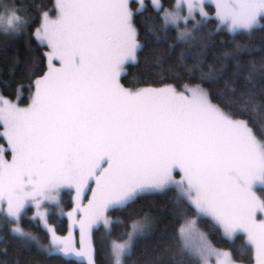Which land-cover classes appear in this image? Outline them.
<instances>
[{
    "label": "snow or ice",
    "instance_id": "obj_1",
    "mask_svg": "<svg viewBox=\"0 0 264 264\" xmlns=\"http://www.w3.org/2000/svg\"><path fill=\"white\" fill-rule=\"evenodd\" d=\"M35 7L33 28L36 17L22 0H0L5 50L24 36L48 49L46 70L37 75L35 59L26 63L35 78L17 85V101L29 89L26 107L0 94V135L8 145L0 146V264H24L19 253L33 248L68 264H97L93 230L101 225L110 240L107 264H127L158 223L134 206L168 193L179 227L160 232L159 252L145 264H236L232 252L214 246L212 232L230 241L242 233L255 264H264V194L256 190L264 193V44L250 42L264 31V0H55L47 10ZM140 25L144 39L160 47L159 79L187 77L181 90L120 82L144 49ZM12 63L10 74L19 58ZM63 188L76 192L66 235L50 222L53 211L64 215L54 195ZM46 203L53 207L42 211ZM116 211L127 220L110 219ZM26 217L39 222L46 242L23 226ZM204 221L209 233L200 228ZM115 224L125 229L121 242L111 240Z\"/></svg>",
    "mask_w": 264,
    "mask_h": 264
},
{
    "label": "trees",
    "instance_id": "obj_2",
    "mask_svg": "<svg viewBox=\"0 0 264 264\" xmlns=\"http://www.w3.org/2000/svg\"><path fill=\"white\" fill-rule=\"evenodd\" d=\"M24 5L28 6L29 12L31 15L36 17L33 28L39 24V14L36 9V5H43L44 9L47 10L51 8L55 0H22ZM148 2V0L146 1ZM135 3V2H134ZM166 6L172 3V0H164L163 2ZM151 11V8L149 9ZM51 14H55L52 12ZM140 18H137V23L139 25ZM141 39L144 40V49L138 54V61L128 64L127 71L122 75V83L127 88H142L147 86H160L168 83H172L178 88H182L184 83H190L187 80V77L183 80H177L169 78L161 81L159 79V68L154 63L156 57L161 54L160 47L155 44L151 37L144 39V27L140 25ZM226 41L230 39L229 36L225 35L223 37ZM220 37H217V50L223 46L219 44ZM237 39L241 41H246L249 38L246 36H238ZM251 43L253 44H264V31H257L255 35L251 38ZM8 47L5 50V41L3 37H0V92L4 96L17 101L16 99V89L17 85L23 84L28 85L31 83V79L26 75V63L32 62L34 59L36 61V74L41 75L46 70L47 61L43 56V53L47 51V48L38 47L35 39L29 40L28 36L21 37L15 40H9ZM178 49L174 50L171 55L166 56L167 62H174ZM13 57L19 58V63L16 64L14 74H10V69L13 67ZM182 71V70H181ZM183 75V72H182ZM205 87H208L206 84ZM20 105L29 104V89L27 87L23 88L22 98L17 101ZM214 102H218L215 101ZM223 106V105H222ZM1 126V125H0ZM3 141V136L0 135V142ZM173 193H168L167 195H155L150 197H145L139 203L134 206L139 211L140 215L147 213L158 219L156 226L155 234L146 239L139 241L134 249V253L131 258L128 260L127 264H145V261L155 260L159 249L155 247L156 241L160 235L161 231L166 230L167 232H172L179 227V222L175 217L171 215L172 202L171 197ZM64 203L65 206L72 205L71 194L65 192L64 194ZM31 210L28 212V217H31ZM110 214L117 217L127 220V213L122 217V212H110ZM51 222L57 223V229L60 233L64 234L67 231V217L58 215L53 211L50 216ZM23 225L26 229L33 231L41 236L44 242L47 241V234L41 229L37 221H32L29 218H25ZM125 229L119 224L113 226V232L111 239L115 240H124L126 236L123 235ZM215 242L218 245H222L227 248H231L235 253L239 250V247H236L239 242V238L236 241L232 242L224 238L219 232H212V235H215ZM94 246L97 248L96 260L97 264H107V255L110 247V240L105 238L103 230L95 231L94 233ZM246 250L250 251L251 248L247 247L244 244ZM2 248V245H0ZM240 248L244 249L242 246ZM8 259L11 260L15 255L13 246L10 244L8 246ZM20 259L24 264H68L65 259L59 257L45 258L36 253L35 248L32 249V252L21 251L19 253ZM0 259H4L3 254L0 253ZM247 262H252L254 260L253 255L250 253L246 258Z\"/></svg>",
    "mask_w": 264,
    "mask_h": 264
},
{
    "label": "rangeland",
    "instance_id": "obj_3",
    "mask_svg": "<svg viewBox=\"0 0 264 264\" xmlns=\"http://www.w3.org/2000/svg\"><path fill=\"white\" fill-rule=\"evenodd\" d=\"M147 1V0H146ZM132 2L134 3L135 2V0H132ZM162 2H164V0H162ZM166 6V5H165ZM206 10L207 11H209L210 13H212V14H214V5L212 4V3H209V5H207V7H206ZM52 16H53V18H54V16H55V14H51ZM39 25V24H38ZM37 25V26H38ZM36 26V27H37ZM47 51H48V49H47ZM139 54V53H138ZM130 63H134V62H129V63H127L126 65H125V72L127 71V69H128V64H130ZM123 75V74H122ZM121 78H122V76H121ZM121 83H122V80L120 81ZM123 84V83H122ZM168 84H172V83H168ZM163 85H160V86H147V87H162ZM176 87V86H175ZM182 88H178L177 87V90H181ZM0 94H2L1 92H0ZM4 95V94H3ZM13 101V100H12ZM14 103H18L17 101H13ZM29 103H30V99H29ZM20 105V104H19ZM21 107H26L27 105H20ZM3 131H4V129H3V126L1 125L0 126V133H3ZM2 136V135H1ZM0 146H2V147H5V148H7V140H6V138H4L3 137V141H1L0 142ZM7 156H8V158L10 159L11 158V155H10V152L7 154ZM174 175H175V177H176V179H179L180 178V172H179V170H176V172L174 173ZM91 183V187H95V184H94V182H90ZM256 190H257V194L258 195H262V194H264V193H262V191H261V186L260 185H257L256 186ZM65 192H68L69 194H71V198H72V205H70V206H65V203H64V194H65ZM56 197H57V200L59 201V203H60V206H61V208L63 209V213H64V216H66L67 217V213L68 212H71L72 210H73V208L75 207V204H76V201H75V197H76V192H75V189H69V188H63V189H61V190H59L58 192H56L55 194H54ZM91 195H92V193H91V190L89 189V190H86V192L84 193V195L81 197V202L84 204V205H86L87 203H88V199H90L91 198ZM53 207V205L52 204H50V203H46L44 206H43V208L41 209L42 211L45 209V208H48V209H51ZM36 210H35V208L33 207L32 208V210H31V214L33 215L34 214V212H35ZM109 215V217H110V219H112V220H115V217H113L110 213L108 214ZM61 216V215H60ZM125 215L123 214V212H122V217H124ZM68 219V218H67ZM38 222V221H37ZM50 222H51V220H50ZM39 223V222H38ZM56 228H57V223L56 222H51ZM69 225H70V221L68 220L67 221V231H66V233H64V234H62V233H60L59 231H58V233L60 234V235H66L67 233H68V231H69ZM24 226V225H23ZM200 228H201V230L202 231H204V232H206V233H209L210 232V229H209V224L206 222V221H204V222H201L200 223ZM58 230V229H57ZM98 230H103V232H104V234H105V232H106V230L104 229V227L101 225L98 229H94L93 230V243H94V233H95V231H98ZM72 231H73V236H74V238H75V240L77 241V246H78V241H79V238H80V232H79V227H78V225L74 228V229H72ZM217 234H215V235H212V233L209 235V239L212 241V243L214 244V246H216L217 248H220V249H222V250H224V251H229V252H232L233 253V256H234V259L236 260V264H255V260H253L252 262H247L246 260V258H247V256H249L250 255V253L253 255V258H254V252H253V250H250V251H248V250H246V248L244 247V241H245V237H244V235L241 233V234H238V236H237V238H239V242L236 244L237 246L236 247H239L238 248V252L237 253H235L231 248H227V247H224V246H222V245H218V244H216V242H215V236H216ZM222 235V234H221ZM237 238L236 239H234V240H232V242H234V241H236L237 240ZM111 240H115V239H111ZM118 242H121L120 240H117ZM240 246H242L244 249H243V255L241 256V252H242V248H240ZM210 264H215V259L213 258L211 261H210Z\"/></svg>",
    "mask_w": 264,
    "mask_h": 264
}]
</instances>
